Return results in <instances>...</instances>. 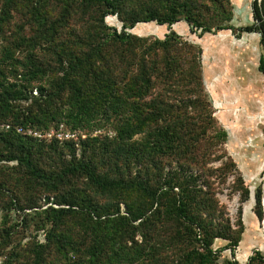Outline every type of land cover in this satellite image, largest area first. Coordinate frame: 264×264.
<instances>
[{
  "label": "trees",
  "instance_id": "obj_1",
  "mask_svg": "<svg viewBox=\"0 0 264 264\" xmlns=\"http://www.w3.org/2000/svg\"><path fill=\"white\" fill-rule=\"evenodd\" d=\"M232 9L231 0H0L4 264H219L226 249L223 264H242L233 255L250 190L222 151L228 131L204 87L202 48L172 29L233 30ZM252 15L240 30L259 33L264 47V0ZM149 22L169 31L131 32ZM61 124L86 137L17 131ZM224 188L239 197L235 221ZM255 198L260 219L261 185ZM217 239L226 243L214 247Z\"/></svg>",
  "mask_w": 264,
  "mask_h": 264
},
{
  "label": "rangeland",
  "instance_id": "obj_2",
  "mask_svg": "<svg viewBox=\"0 0 264 264\" xmlns=\"http://www.w3.org/2000/svg\"><path fill=\"white\" fill-rule=\"evenodd\" d=\"M255 0H251L253 3ZM259 2L260 0H256ZM233 6V3H232ZM232 9L231 29H222L216 33L192 32L185 21H179L172 26L178 34L198 44L202 48L201 63L205 90L214 110V116L218 124L228 131V138L222 145L225 151L236 163L245 185L250 190L249 198L242 203V219L245 226L242 238L235 249L234 259L244 264L255 251L264 255V73L259 69L260 57L264 58V47L260 42V34L254 37H246L240 28L250 25L247 20L250 15L245 7L240 9L238 17L244 22L238 25V18ZM106 22L121 29V22L116 16H107ZM167 25H157L154 22L138 23L131 32L140 36H158L168 32ZM241 35L237 38V35ZM63 125V124H62ZM7 129V127H5ZM35 129L18 127L17 131L32 134ZM44 132V133H42ZM70 136L67 127L53 125L46 130H38L42 133L39 139L56 140L59 142L73 140L79 142L86 137L84 132H76ZM97 132L92 134L93 136ZM108 135H113L107 131ZM106 133V134H107ZM215 166L219 162L213 163ZM262 186V218H258L254 212L256 205L255 192ZM254 195V198L252 197ZM222 203H225L232 221L236 220L239 197L229 196L228 189L218 194ZM7 214L0 206V224L2 217ZM18 216L10 213L9 223H14ZM20 227V224L18 225ZM17 241L23 232L18 230ZM28 238H24V243ZM225 240L217 239L214 247L223 246ZM225 258H232L229 249L221 252L219 264H223ZM0 264H4L0 256Z\"/></svg>",
  "mask_w": 264,
  "mask_h": 264
},
{
  "label": "crops",
  "instance_id": "obj_3",
  "mask_svg": "<svg viewBox=\"0 0 264 264\" xmlns=\"http://www.w3.org/2000/svg\"><path fill=\"white\" fill-rule=\"evenodd\" d=\"M232 1V3H233V8H235L234 9V14L236 15V19L238 18V25H243L244 24V22H242V19H240V17H238V14H241V13H238L239 11L241 12V8L243 7V9L246 7L248 10H249V13H250V15H248V18H247V20L249 21V22H247V24H250L251 23V21L253 22V15H252V3H251V0H231ZM258 35V33L257 32H248V33H245V36L246 37H254V38H256V36ZM241 35H237V38H239ZM259 36V35H258ZM261 57H263V56H261ZM261 57H260V59H261Z\"/></svg>",
  "mask_w": 264,
  "mask_h": 264
},
{
  "label": "built area",
  "instance_id": "obj_4",
  "mask_svg": "<svg viewBox=\"0 0 264 264\" xmlns=\"http://www.w3.org/2000/svg\"><path fill=\"white\" fill-rule=\"evenodd\" d=\"M60 126H63L62 124L61 125H59L58 127H60ZM7 128L9 127L8 125L6 126ZM30 133H32V135H34V136H40V135H42V133H44V132H42V133H36V131H33V132H30ZM75 133H69V135L70 136H72V135H74Z\"/></svg>",
  "mask_w": 264,
  "mask_h": 264
},
{
  "label": "bare ground",
  "instance_id": "obj_5",
  "mask_svg": "<svg viewBox=\"0 0 264 264\" xmlns=\"http://www.w3.org/2000/svg\"><path fill=\"white\" fill-rule=\"evenodd\" d=\"M263 198H264V196H263ZM262 203H264V200L262 201ZM264 205V204H263Z\"/></svg>",
  "mask_w": 264,
  "mask_h": 264
},
{
  "label": "water",
  "instance_id": "obj_6",
  "mask_svg": "<svg viewBox=\"0 0 264 264\" xmlns=\"http://www.w3.org/2000/svg\"><path fill=\"white\" fill-rule=\"evenodd\" d=\"M252 197L254 198V195H252Z\"/></svg>",
  "mask_w": 264,
  "mask_h": 264
}]
</instances>
